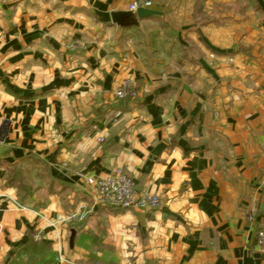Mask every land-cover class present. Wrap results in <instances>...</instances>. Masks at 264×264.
Segmentation results:
<instances>
[{"label":"crops","instance_id":"1","mask_svg":"<svg viewBox=\"0 0 264 264\" xmlns=\"http://www.w3.org/2000/svg\"><path fill=\"white\" fill-rule=\"evenodd\" d=\"M132 1L0 0V264H264V0ZM115 168L159 207L95 205Z\"/></svg>","mask_w":264,"mask_h":264},{"label":"built area","instance_id":"2","mask_svg":"<svg viewBox=\"0 0 264 264\" xmlns=\"http://www.w3.org/2000/svg\"><path fill=\"white\" fill-rule=\"evenodd\" d=\"M152 6L149 0H133L129 3L127 10L135 13L137 9H150ZM118 98H128L135 96V90L130 83L125 82L115 92ZM264 152V145H263ZM85 184L93 192V203L95 205L108 206L119 209L137 208L154 210L160 205V199L155 194L137 191L133 179L122 169L115 168L101 176H83ZM248 221L253 219L252 214L246 215ZM41 219L48 227H54L53 222ZM70 221H77V214L71 213L68 216ZM35 235V239H39ZM256 246L258 253L264 257V231H258L256 235Z\"/></svg>","mask_w":264,"mask_h":264},{"label":"water","instance_id":"3","mask_svg":"<svg viewBox=\"0 0 264 264\" xmlns=\"http://www.w3.org/2000/svg\"><path fill=\"white\" fill-rule=\"evenodd\" d=\"M158 14L159 13L157 11L151 9H144V8L137 9L135 14L129 11L128 12L116 11L111 13V21L112 23H115L122 27H130L136 25L138 20ZM73 238H74V231H71V235L69 237L70 246L73 245Z\"/></svg>","mask_w":264,"mask_h":264},{"label":"trees","instance_id":"4","mask_svg":"<svg viewBox=\"0 0 264 264\" xmlns=\"http://www.w3.org/2000/svg\"><path fill=\"white\" fill-rule=\"evenodd\" d=\"M9 172H11V175H10V178H11V180H10V182L13 184L14 183V177L16 176L15 174H17V171H15V170H13V171H9ZM21 182H22V180H21ZM19 180L17 181V185H18V187L19 188H21L22 190H23V185H24V183L22 182L21 183ZM23 184V185H22ZM25 186V185H24ZM31 240L32 241H34V239L33 238H31ZM34 242H36V241H34Z\"/></svg>","mask_w":264,"mask_h":264},{"label":"rangeland","instance_id":"5","mask_svg":"<svg viewBox=\"0 0 264 264\" xmlns=\"http://www.w3.org/2000/svg\"><path fill=\"white\" fill-rule=\"evenodd\" d=\"M135 94H136V93H135ZM36 168H37V167H34V164H33V165H31V166L26 167L25 169L28 170V174L31 173V174L33 175V173L36 171ZM39 168H40V167H38V169H39ZM29 172H30V173H29ZM32 175H31V176H32ZM31 181H33V180H31ZM33 182H34V181H33Z\"/></svg>","mask_w":264,"mask_h":264}]
</instances>
